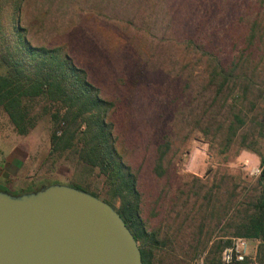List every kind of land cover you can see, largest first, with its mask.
Here are the masks:
<instances>
[{"label": "rangeland", "instance_id": "374dc122", "mask_svg": "<svg viewBox=\"0 0 264 264\" xmlns=\"http://www.w3.org/2000/svg\"><path fill=\"white\" fill-rule=\"evenodd\" d=\"M25 6L29 18L44 21V44L62 46L114 102L108 119L136 176L146 228L170 240L157 260L223 264L226 246L211 251L240 237L229 222L257 194L264 156V0H26ZM216 65L229 77L222 86ZM36 103L34 112L45 104ZM232 111L244 124L226 148ZM50 133L48 115L19 135L0 110V184L8 193L78 185L111 201L97 168L71 152L49 154ZM244 135L256 152L243 145ZM246 239L245 258L259 264L249 258Z\"/></svg>", "mask_w": 264, "mask_h": 264}, {"label": "trees", "instance_id": "16d2710c", "mask_svg": "<svg viewBox=\"0 0 264 264\" xmlns=\"http://www.w3.org/2000/svg\"><path fill=\"white\" fill-rule=\"evenodd\" d=\"M25 1L0 0V63L5 66L0 74V110L19 135L28 134L43 115H48L51 123L49 154L71 152L81 163L91 169L97 168L105 176L113 198L106 202L117 211L133 234L142 263L162 264L157 260L158 252L170 240L168 236L161 238L157 228L152 231L146 228L136 176L116 148L114 125L108 119L114 102L101 96L100 89L90 81L86 70L78 66L62 46H36L30 42L26 28L21 25ZM216 68L222 86L229 77L219 65ZM230 91L231 95L235 94ZM39 100L45 104L34 112ZM230 115L226 148L244 124L240 112L232 111ZM247 137H242L243 145L256 152L254 140L246 143ZM168 147L165 143L158 148L155 170L159 173ZM256 184L257 194L246 202L238 220L229 222V227L234 223V236L260 241L256 260L264 264V156L261 157V172ZM72 186L97 196L83 187ZM0 191L8 192L1 184ZM114 200H117V207H114ZM230 243L227 238L224 244H216V249L211 252L220 251ZM251 263L247 258L232 262ZM207 264L220 262L207 258Z\"/></svg>", "mask_w": 264, "mask_h": 264}, {"label": "water", "instance_id": "95a60500", "mask_svg": "<svg viewBox=\"0 0 264 264\" xmlns=\"http://www.w3.org/2000/svg\"><path fill=\"white\" fill-rule=\"evenodd\" d=\"M0 264H143L133 234L106 201L73 186L0 191Z\"/></svg>", "mask_w": 264, "mask_h": 264}, {"label": "crops", "instance_id": "0c3cea01", "mask_svg": "<svg viewBox=\"0 0 264 264\" xmlns=\"http://www.w3.org/2000/svg\"><path fill=\"white\" fill-rule=\"evenodd\" d=\"M26 1L23 5V10H22V15H21V25L23 27L26 28L27 30V37L28 39L30 40V42L33 44V45H36V46H47L44 44V38H41V36L45 37L46 34H45V31H43V24H44V21L42 22L41 19H35L33 20L32 18H29V16L27 14L29 13H32L29 12V10L27 9L26 11ZM40 27V28H39ZM35 29H40V33L38 35H36V31ZM251 244V252H249V255L251 258V261H254L256 262V253H257V249H258V245L260 243V241L258 239H251L250 240Z\"/></svg>", "mask_w": 264, "mask_h": 264}, {"label": "built area", "instance_id": "2783aa9c", "mask_svg": "<svg viewBox=\"0 0 264 264\" xmlns=\"http://www.w3.org/2000/svg\"><path fill=\"white\" fill-rule=\"evenodd\" d=\"M259 171V170H257ZM248 240L244 237H235L229 246L222 251L221 261L230 264L233 260L243 261L247 254Z\"/></svg>", "mask_w": 264, "mask_h": 264}]
</instances>
